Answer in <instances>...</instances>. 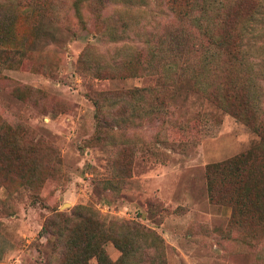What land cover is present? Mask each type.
<instances>
[{
  "label": "rangeland",
  "instance_id": "obj_1",
  "mask_svg": "<svg viewBox=\"0 0 264 264\" xmlns=\"http://www.w3.org/2000/svg\"><path fill=\"white\" fill-rule=\"evenodd\" d=\"M56 1L59 20L0 0L3 31L8 32L9 23L30 29L19 38L23 49L12 57L14 68L0 71V115L20 126L18 137L38 140L35 151H43L44 163L52 157L47 174L44 169L39 172L44 182L37 189L0 188V264H44L51 246L50 238L40 235L45 218L55 211L69 213L77 205L94 207L107 222L135 220L152 229L163 239L162 264H264V257L258 259L260 244L241 240L229 225L231 207L212 204L205 182L207 163L247 149L258 140L257 134L183 84L167 86L166 130L148 116L120 128V119L126 117L122 114H111L108 125L100 122L98 128L88 94L154 85L159 77L95 78L77 69L82 51L92 44L88 54L96 64L111 59L124 43L155 45L165 39L163 49L170 44L167 50L176 52L177 41L173 48L170 43V25L177 21L166 15L157 0H113L99 16L86 2L77 12L76 0ZM117 9L120 15L115 14ZM112 16L130 23L128 38L108 36ZM243 46L258 103L264 106L262 16L244 28ZM29 51L31 58H27ZM38 63L49 66L52 76L35 72ZM185 67L180 58L166 74L175 77L174 69L177 76ZM204 124L207 133H202ZM156 133L167 141L156 142ZM122 149L134 150L131 176L116 179L113 166ZM105 249L113 260L120 254L110 242ZM90 264H96L95 259Z\"/></svg>",
  "mask_w": 264,
  "mask_h": 264
},
{
  "label": "trees",
  "instance_id": "obj_2",
  "mask_svg": "<svg viewBox=\"0 0 264 264\" xmlns=\"http://www.w3.org/2000/svg\"><path fill=\"white\" fill-rule=\"evenodd\" d=\"M112 1L76 0L75 9L79 12L80 3L86 2L99 16V12ZM157 1L166 15L177 21L170 25V43L173 48L176 40L178 51L170 53L167 50L170 44L163 49V39L155 45L149 41L136 45L124 43L111 59L96 64L88 54L92 44H88L79 56L77 69L98 79L153 74L159 77L154 85L88 94L95 107L98 128H101L100 122L108 125V120H112L111 114H122L126 117L120 119V128L131 127L134 119L148 116L156 127L166 130L165 124L170 116L167 86L183 84L257 134L258 140L247 149L224 160L207 163L205 182L209 201L231 207L230 227L240 233L242 241L252 246L260 244L258 259L262 260L264 106L258 103L253 71L243 46V32L257 15L264 19V4L261 0ZM58 3L56 0H8L13 7L22 6L24 11L51 20H59ZM116 12L122 13L120 9ZM117 17L107 25L106 33L115 40L128 38L130 23L123 17ZM29 32L30 29L23 30L20 23H9L8 32L3 31L0 24V71L14 68L12 57L23 49L19 38ZM165 50L169 52L170 60ZM32 54L29 51L27 58ZM180 58L185 60L184 73L176 76V69L170 68L174 69L175 77H168L167 68L175 67ZM38 64L35 72L52 76L49 66ZM13 92L21 98L18 91ZM214 120L219 122L220 119L215 117ZM174 127L170 125V128ZM19 129V125H11L0 115V188L9 192L21 186L37 189L44 182V178H40V170H46L47 174L52 162V157H49L44 163L43 151H35L38 140L18 137ZM208 130L204 124L202 133ZM197 132L199 135L200 130ZM158 134L155 135L156 142L167 141L166 136ZM117 156L113 176L116 179L131 176L134 150L122 149ZM40 235L50 238L51 244L44 264H90L91 259H95L96 264H162L164 245L157 233L135 220L107 222L91 206L77 205L69 213L53 212L45 218ZM108 242L120 252L115 260L105 249Z\"/></svg>",
  "mask_w": 264,
  "mask_h": 264
}]
</instances>
